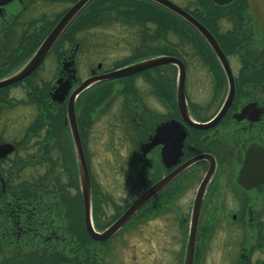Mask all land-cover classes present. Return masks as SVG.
<instances>
[{"label":"flooded vegetation","instance_id":"af4514ba","mask_svg":"<svg viewBox=\"0 0 264 264\" xmlns=\"http://www.w3.org/2000/svg\"><path fill=\"white\" fill-rule=\"evenodd\" d=\"M78 1H0V81L31 59ZM168 1L198 26L151 0H89L62 36L71 34L26 77L0 88V145L14 146L0 155V264H27V245L35 254L42 240L69 238L54 221L58 209L39 208L46 215L41 220L38 202L27 192L28 185L35 191L42 186L45 173L72 195L71 217L77 222L82 217V264H109L103 256L115 238L116 264H185L192 231L193 264H264V27L253 15V0ZM111 26L128 51L114 61L92 62L91 48L106 41H91L87 33ZM156 58L163 61L105 81L114 83L108 87L96 82L75 100L86 160L98 123L93 118L114 106L116 119L99 134L104 143L123 145L119 156L132 154L139 165L110 169L103 180L111 190L120 185L132 192L129 198L115 199L98 185L92 190L95 232L110 228L144 191L171 179L115 233L97 241L84 224L78 169L57 167L66 157L75 158L67 105L83 80ZM180 80L188 116L177 100ZM27 108L36 112L34 123H10V112ZM31 139L37 156H48L55 166L26 167ZM45 221L49 225L43 228ZM129 234L144 241L126 256Z\"/></svg>","mask_w":264,"mask_h":264},{"label":"water","instance_id":"95a60500","mask_svg":"<svg viewBox=\"0 0 264 264\" xmlns=\"http://www.w3.org/2000/svg\"><path fill=\"white\" fill-rule=\"evenodd\" d=\"M1 2H7L9 0H0ZM89 0H79L75 5L72 6L64 16L59 20V22L54 26L51 32L46 36L44 41L42 42L39 49L33 55V57L16 73L11 75L9 78L0 81V88L11 83H14L22 78L26 77L29 73H31L45 58L48 54L50 49L59 39L69 22L74 18V16L79 12V10L88 2ZM154 3L160 6H171L172 10H174L179 15L186 17L190 20L194 25L198 26L197 22L190 18L185 12H183L180 8L175 6L174 4L170 3L168 0H151ZM254 4L251 5L253 15L256 21L259 23L261 27H264V11L262 9V1L264 0H253ZM163 61V58H156L154 60L146 61L140 64L132 65L123 69L116 70L114 72L108 73L103 75L99 79L89 78L84 80L72 93L71 98L67 105V120L70 123L71 127V134L73 139V147L76 156V163L77 169L79 173V180L81 186V194L83 199V206H84V223L86 229L92 234L94 240L103 241L109 238L113 233H115L131 216L132 214L138 210L146 201H148L158 190L164 187L171 179L165 178L158 182L152 188L147 189L144 191L135 201L134 203L128 208V210L106 231L102 233H97L93 230L92 222H91V185H90V178L89 172L86 165L85 157L82 151V145L78 133V127L76 124V115H75V97L84 89L89 87L90 85L94 84L100 80H111L116 79L131 73H134L138 70L143 68L149 67L153 64H157ZM182 82L179 81L178 85V93H177V100L179 104L180 111L183 115L188 116V112L186 109V104L184 101V96L182 94ZM220 113L219 116L221 117ZM218 116V118H220ZM13 145L11 144H3L0 145V155L3 156L13 150ZM194 242H195V235L193 231L191 232L190 238L188 240L186 255H185V264H193L194 258Z\"/></svg>","mask_w":264,"mask_h":264},{"label":"rangeland","instance_id":"374dc122","mask_svg":"<svg viewBox=\"0 0 264 264\" xmlns=\"http://www.w3.org/2000/svg\"><path fill=\"white\" fill-rule=\"evenodd\" d=\"M89 34L88 39L91 41H106V46L99 45L97 48H91V60L92 62H96L98 59H104L105 57L108 59V61H114L122 57V54L128 51V47H120L123 45L122 42H118L120 39V33L116 31L114 26H111L109 30L106 31H92ZM86 34V35H87ZM96 49H100L103 52L96 54ZM80 50V49H79ZM127 54V53H126ZM99 55V56H97ZM81 59L83 60L84 57L82 56ZM103 87H108L110 85H114V83H108L103 81L102 83ZM121 112L118 114V117H123L124 112H122V115H120ZM90 117L93 116V113L89 114ZM36 119V112L33 109L27 108V109H18L17 111L10 112V123H34ZM93 119H96L98 123L95 125V135L92 138L91 142V152L92 155L90 157V171L92 174L93 181L96 185V189H100L101 186L102 191L104 189H108L112 195H114L113 198L117 199H126L130 197V194L132 195V192L125 191L120 185H117L116 187L112 188L113 190L109 189L105 186V182L103 183L104 177L106 174L109 175L110 169H117V168H123L129 165L131 168H137L138 160L136 156H133L132 154L129 157H120L119 153H124V146L120 144H111V143H104V137L103 134H99L100 131H102V127L105 123H111L113 122L115 117V108L112 106L111 108L108 106L106 109H102L101 112L95 116ZM12 135H13V129H12ZM32 140V141H31ZM28 140V147H27V154H26V160L30 158L33 153H35V146H34V139ZM132 148V147H131ZM128 151H131L130 147L128 148ZM32 153V154H31ZM34 155V154H33ZM27 168H43L41 164H28L26 163ZM105 169V171H103ZM38 173V172H37ZM31 174V173H30ZM28 173V175H30ZM29 178V176H28ZM99 187H98V186ZM105 191V190H104ZM172 239V238H171ZM170 239V245L172 244V240ZM144 239L140 236H133L131 234L127 235L125 239V245L123 247L124 250H126V256L129 255V249L132 248L134 245H138L139 243L143 242ZM118 239H113L107 243L106 246V253L103 256L105 260H107L106 263L109 264H116L118 261L119 253H118ZM172 249V246H170V250ZM36 258H27L26 263L27 264H36L34 263ZM38 263V262H37ZM42 264H56L52 260H43L41 262Z\"/></svg>","mask_w":264,"mask_h":264},{"label":"trees","instance_id":"16d2710c","mask_svg":"<svg viewBox=\"0 0 264 264\" xmlns=\"http://www.w3.org/2000/svg\"><path fill=\"white\" fill-rule=\"evenodd\" d=\"M157 17V14H156ZM71 34L70 31H66L62 36ZM61 38V40H62ZM82 106V102H80ZM52 117H49L51 119ZM32 154V153H31ZM34 154V155H33ZM28 160H26L28 164H41L44 168H52L55 166L54 160L51 158H47L48 156L38 157L35 153H33ZM54 163V164H53ZM89 163V160H88ZM58 167L64 169H75V160L74 157L69 156L60 161ZM46 179L42 182V186L38 187L37 191L33 185H28L27 192L28 194H32L33 201H37L38 203L34 205L36 206L38 216L41 220L46 216L43 212L39 210V208L45 207L51 209H58V217L55 219V223L58 225L59 230L63 232V234L69 235V238L59 239L48 243V241L42 240L40 244L36 245L35 254H31L29 252V245H27L28 253L27 258H36V264H42L43 260H52L56 264L60 263H72V264H82L83 263V247H84V239H83V220L81 217L80 222H77L76 218H72L70 215V209L72 205V195L65 190L60 182V180L51 181V176L49 173H45ZM32 187L33 191L30 192L29 188ZM92 188L94 190L95 185L92 182ZM80 198V197H79ZM55 202V206L53 203ZM43 228L47 227V222H43ZM35 246L33 245L32 248ZM39 249V250H38ZM34 250V249H32ZM38 250V251H37ZM38 262V263H37Z\"/></svg>","mask_w":264,"mask_h":264}]
</instances>
